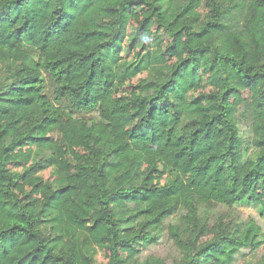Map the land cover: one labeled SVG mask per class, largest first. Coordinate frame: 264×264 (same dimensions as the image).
I'll return each mask as SVG.
<instances>
[{"label": "trees", "instance_id": "obj_1", "mask_svg": "<svg viewBox=\"0 0 264 264\" xmlns=\"http://www.w3.org/2000/svg\"><path fill=\"white\" fill-rule=\"evenodd\" d=\"M217 207L264 219V0H0V264H264Z\"/></svg>", "mask_w": 264, "mask_h": 264}, {"label": "rangeland", "instance_id": "obj_2", "mask_svg": "<svg viewBox=\"0 0 264 264\" xmlns=\"http://www.w3.org/2000/svg\"><path fill=\"white\" fill-rule=\"evenodd\" d=\"M136 30H137V24L133 20L130 24L129 33L134 34ZM150 42L152 43V40ZM150 42H148V46H149ZM166 42H170V40L166 39ZM143 52L144 51L139 46V47L134 48L131 52H124L123 58L127 59L128 61L133 60V59H137L138 54L142 55ZM146 78H147V74L141 73L135 79L129 81L123 87V89L125 91H131L135 86H137V84L140 81L146 80ZM241 95L243 96V98L246 99L248 96V92L244 91V92H242ZM41 178L43 179V181L48 180L50 178L49 172L42 173ZM159 178H161V177L159 176ZM33 180H34V178L29 179V182L34 183L35 180L34 181ZM162 183H164V179L162 180ZM209 213L211 215V217H210L211 221H212L211 224H214L215 220H218V219H223V221L226 222V221L230 220L231 217L233 218V216L235 214L237 217H239L240 220H244V221H248V220H252V219L256 220L262 226V228L264 230V219H262L260 217V214L258 213L257 209L236 208L235 210L230 211L224 207H217V208H212V210H210ZM140 253L142 254V257H146L149 255L158 256V257L164 259L167 264H173V260L178 255V252H177L175 246L171 243V241L168 239L167 236L165 238H163L158 245L151 246L150 248H146V249L145 248L141 249ZM262 254H263V251L258 250L254 254L247 255L246 259L241 260L239 262V264H244L246 260H250V259L257 261L260 259ZM97 261L99 264H106L107 259L105 258V253H100L97 257Z\"/></svg>", "mask_w": 264, "mask_h": 264}]
</instances>
